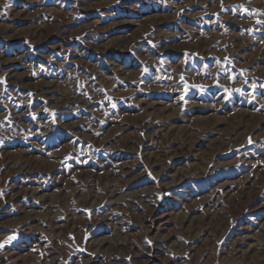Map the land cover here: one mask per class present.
<instances>
[{"label":"rangeland","instance_id":"rangeland-1","mask_svg":"<svg viewBox=\"0 0 264 264\" xmlns=\"http://www.w3.org/2000/svg\"><path fill=\"white\" fill-rule=\"evenodd\" d=\"M0 264H264V0H0Z\"/></svg>","mask_w":264,"mask_h":264}]
</instances>
